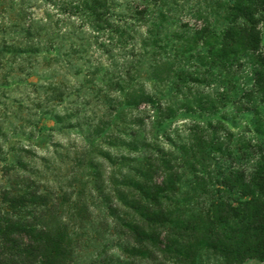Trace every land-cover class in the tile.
I'll return each instance as SVG.
<instances>
[{"label":"rangeland","instance_id":"obj_1","mask_svg":"<svg viewBox=\"0 0 264 264\" xmlns=\"http://www.w3.org/2000/svg\"><path fill=\"white\" fill-rule=\"evenodd\" d=\"M238 1L0 0V205L27 189L44 194L40 222L68 233L67 264H191L154 245L149 256L134 251L128 223L147 224L121 198L134 197L125 183L144 161L157 181L181 177L179 202L199 207L217 166L252 164L260 67L224 37L258 32L264 55V7L248 19ZM225 43L238 52L222 59ZM210 139L231 155L204 157ZM203 171L208 187L192 192ZM202 252L195 264H223Z\"/></svg>","mask_w":264,"mask_h":264},{"label":"trees","instance_id":"obj_2","mask_svg":"<svg viewBox=\"0 0 264 264\" xmlns=\"http://www.w3.org/2000/svg\"><path fill=\"white\" fill-rule=\"evenodd\" d=\"M256 2L264 7V0H239L234 10L239 16L249 19L254 13L253 6ZM224 38L233 45H240L242 48L248 46L254 52L260 67L256 70L255 85L260 88L251 95L255 92L264 95V55L259 51V33L252 32L251 29L235 31L229 28ZM229 46L225 43L223 51L217 56L225 59L227 54L238 52ZM151 99L150 95H145L139 101L150 102ZM263 107L262 104L251 110L260 115ZM255 132L258 139L250 144L253 147L252 164L217 166L213 171L216 175V188L203 207L193 206L191 202H186L183 206L179 202V194L184 195L181 177L176 178L170 173L162 181H157V165L152 161H144L135 168L134 175L125 183L135 195L131 199H121L148 227L136 221L128 223L129 229L141 244V248L132 249L142 256H149V245H154L162 252L176 255L177 261L191 264H195L202 256V251H211L220 256L223 264H240L253 258L263 261L264 123L259 118ZM202 148V155L206 154L204 157L209 158H214L212 155L216 153H232L223 142L215 139L208 140ZM159 161L166 163L162 157ZM166 169L172 168L166 166ZM210 175L207 171L194 173L191 181H197V186L191 189L192 192L200 186L207 188L206 179ZM189 194L187 192L185 195ZM186 196H183L185 201L192 198ZM3 203L4 207L0 205V264L68 263L71 254L68 233L62 229H49L40 222L38 209L48 205L44 194L27 189L8 197ZM159 228L166 232L163 239V231L158 232Z\"/></svg>","mask_w":264,"mask_h":264}]
</instances>
